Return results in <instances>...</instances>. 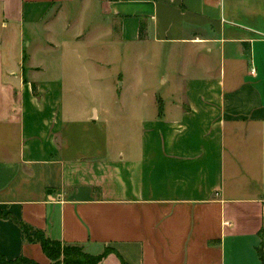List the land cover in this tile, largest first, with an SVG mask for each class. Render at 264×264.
<instances>
[{
	"label": "crops",
	"instance_id": "1",
	"mask_svg": "<svg viewBox=\"0 0 264 264\" xmlns=\"http://www.w3.org/2000/svg\"><path fill=\"white\" fill-rule=\"evenodd\" d=\"M57 25L49 66V36H26ZM86 42L153 80L114 109L71 100L66 52ZM12 218L111 249L99 264H260L264 0H0V253L49 264Z\"/></svg>",
	"mask_w": 264,
	"mask_h": 264
},
{
	"label": "rangeland",
	"instance_id": "2",
	"mask_svg": "<svg viewBox=\"0 0 264 264\" xmlns=\"http://www.w3.org/2000/svg\"><path fill=\"white\" fill-rule=\"evenodd\" d=\"M45 31L46 30L43 29H37L33 35L26 37H28L29 40L32 38V41L40 45V43L44 44L47 41V36H49L51 44L48 45V51L46 48L39 52L36 51L35 56L37 61H45L44 63L50 66L53 57L61 56L62 53L60 46L57 45V48L56 44H52V40L60 44L61 41H64L63 38L66 36H63V29L60 25H57L54 32L50 35L45 34ZM76 32H79L78 29L73 28L71 29L70 34L73 35L76 34ZM71 35H69L67 39L71 38ZM87 41L90 43V39H87ZM88 42L85 44H76L71 47V49L76 48L83 57L80 61L76 60V56L71 51L66 52L69 58L65 63L64 76L66 83L73 89L72 93L68 95L71 100H74L82 105L84 103L91 104L95 101H103L109 105L110 108L112 104L114 109L123 104V100H125L122 96H120V89L124 91V88L138 87L143 79L153 80V75H145L144 77L143 71L137 68V63L123 62L124 56L121 57V55H119L120 52L117 47H114L113 52L115 57L113 56L112 60L114 63L108 67L105 60H103V62L99 60L100 55L97 54L99 53V50L95 48L94 52L93 46L88 44ZM136 51H128L127 57H130L133 53L135 54ZM94 56H97L96 59L98 62L103 64L96 63L97 60H94ZM147 70L148 72L151 71L150 69ZM120 72L123 73L122 76ZM111 81L113 86L110 84ZM119 83H121L120 86L118 85ZM108 87L118 89L116 92L114 91V93L108 94L106 93L107 90H104V88L108 89ZM117 103L118 105H116ZM117 128L119 127H116V129Z\"/></svg>",
	"mask_w": 264,
	"mask_h": 264
},
{
	"label": "trees",
	"instance_id": "3",
	"mask_svg": "<svg viewBox=\"0 0 264 264\" xmlns=\"http://www.w3.org/2000/svg\"><path fill=\"white\" fill-rule=\"evenodd\" d=\"M145 26L140 24L139 39L145 38ZM32 92L36 94L35 85L32 84ZM8 217V215H2ZM13 219V218H12ZM20 229L22 242L26 244H37L40 246L43 254L49 260V264H99L104 256L113 252L111 249H105L101 254L91 255L84 251L80 245H70L57 239L48 237L42 230L34 228L21 221L13 219ZM260 264H264V250L260 246L257 249ZM121 260V259H120ZM122 264H126L121 260ZM0 264H37L25 257H17L9 260L0 253Z\"/></svg>",
	"mask_w": 264,
	"mask_h": 264
}]
</instances>
